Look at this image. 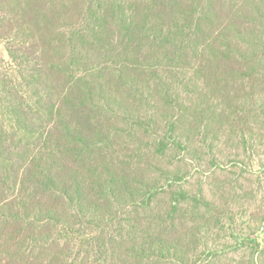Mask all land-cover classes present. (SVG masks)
I'll return each mask as SVG.
<instances>
[{
	"label": "trees",
	"instance_id": "16d2710c",
	"mask_svg": "<svg viewBox=\"0 0 264 264\" xmlns=\"http://www.w3.org/2000/svg\"><path fill=\"white\" fill-rule=\"evenodd\" d=\"M0 41V264L242 244L215 246L221 213L175 167L264 148V0H0Z\"/></svg>",
	"mask_w": 264,
	"mask_h": 264
},
{
	"label": "rangeland",
	"instance_id": "374dc122",
	"mask_svg": "<svg viewBox=\"0 0 264 264\" xmlns=\"http://www.w3.org/2000/svg\"><path fill=\"white\" fill-rule=\"evenodd\" d=\"M0 58L8 61L2 41ZM244 142L250 139L245 136ZM237 147L235 137L232 144L221 141L215 149L199 150L205 155L202 161H186L175 167L178 175L186 177L184 187L193 193L202 188L204 197L221 213V228L214 230L218 234L215 246L242 241L222 254L221 264L264 261V148Z\"/></svg>",
	"mask_w": 264,
	"mask_h": 264
}]
</instances>
